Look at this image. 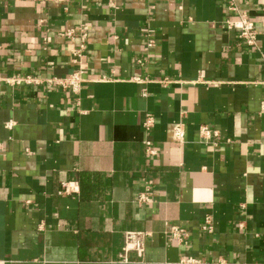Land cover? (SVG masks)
<instances>
[{
    "label": "crops",
    "instance_id": "obj_1",
    "mask_svg": "<svg viewBox=\"0 0 264 264\" xmlns=\"http://www.w3.org/2000/svg\"><path fill=\"white\" fill-rule=\"evenodd\" d=\"M263 102L264 0H0V264H264Z\"/></svg>",
    "mask_w": 264,
    "mask_h": 264
},
{
    "label": "built area",
    "instance_id": "obj_2",
    "mask_svg": "<svg viewBox=\"0 0 264 264\" xmlns=\"http://www.w3.org/2000/svg\"><path fill=\"white\" fill-rule=\"evenodd\" d=\"M24 1H32V2H66L67 0H24ZM229 10H234L233 7H229ZM227 25L229 28L237 29L239 32V38L249 47L255 46L256 44V31L254 28V24L252 21H250L246 15L240 14L237 16V20L231 21L227 20ZM67 38H73V30H68L64 34ZM86 37V34L83 32V30H80V38L83 39ZM82 50H83V44H79L78 48L72 50V58L73 61L77 62L82 57ZM12 81H15V83H19L21 81L25 83H31L35 82L33 78L27 77L25 79H19V78H13ZM49 82H52L53 84H56L62 89H68L72 92H78L81 84L83 82V71L79 70L76 72H73L72 74L66 76V78H51ZM262 109L264 110V102L262 103ZM153 116L151 114H146L143 122V127L145 130H148L153 125ZM9 126V124H8ZM217 136L216 131H211L206 126H202L200 128V136L204 139H208L210 136ZM172 137L175 142H182L184 138V130L183 125L179 122L173 125L172 128ZM146 153L149 156L155 155L156 151L155 149L151 148L150 146H147L145 149ZM148 190V188H146ZM146 190V191H147ZM76 188L73 183H62L59 193L60 194H71L76 192ZM149 197L146 193L139 194L137 201L139 203H146L149 201ZM202 231L205 232H211V220L209 216H205L203 223L200 226ZM168 236L175 240L177 243H185L187 232L183 228L177 227V226H169L167 231ZM149 236L146 232H126L124 234V242L123 246L121 248L120 257L126 261L127 260V254L129 252H134L138 257H142L144 250H145V240ZM192 260H180L181 264L190 263Z\"/></svg>",
    "mask_w": 264,
    "mask_h": 264
}]
</instances>
